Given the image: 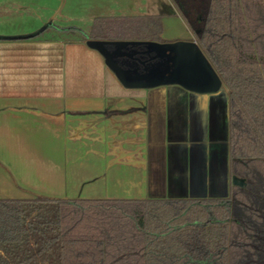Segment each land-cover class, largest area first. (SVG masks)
Wrapping results in <instances>:
<instances>
[{"label":"crops","instance_id":"crops-1","mask_svg":"<svg viewBox=\"0 0 264 264\" xmlns=\"http://www.w3.org/2000/svg\"><path fill=\"white\" fill-rule=\"evenodd\" d=\"M34 1H11L26 18L7 24L0 16V198L226 196L224 84L211 93L126 87L88 44L90 29L86 37L55 25L49 3ZM164 2L97 15L162 14V41L196 39L173 2Z\"/></svg>","mask_w":264,"mask_h":264},{"label":"trees","instance_id":"trees-1","mask_svg":"<svg viewBox=\"0 0 264 264\" xmlns=\"http://www.w3.org/2000/svg\"><path fill=\"white\" fill-rule=\"evenodd\" d=\"M171 1L228 91L229 196L0 198V264H264V0ZM162 18L87 35L162 41Z\"/></svg>","mask_w":264,"mask_h":264},{"label":"water","instance_id":"water-1","mask_svg":"<svg viewBox=\"0 0 264 264\" xmlns=\"http://www.w3.org/2000/svg\"><path fill=\"white\" fill-rule=\"evenodd\" d=\"M88 44L102 53L107 65L126 87L166 89L168 86L169 89L180 87L211 93L219 91L223 85L196 39H89Z\"/></svg>","mask_w":264,"mask_h":264},{"label":"rangeland","instance_id":"rangeland-1","mask_svg":"<svg viewBox=\"0 0 264 264\" xmlns=\"http://www.w3.org/2000/svg\"><path fill=\"white\" fill-rule=\"evenodd\" d=\"M11 1L12 0H0V16L9 20L7 24H10L11 18H18V16H20L19 18L23 16L26 18L27 15H29L27 14V10H22L23 12L18 11V8H16L17 6L12 4ZM159 1H161L164 7V0ZM36 2L37 0L31 5L36 6ZM41 2V5L49 3V6L52 8L45 11H47V14L50 13L54 16L52 17L53 24L61 25L66 28H75L79 32L88 31L93 23L92 19L100 16L97 14H105L103 12L109 9L117 14L136 13L139 9V0H66V2H63V0H41ZM41 5H37V9H39V13H44V10L41 9ZM169 23L176 24L178 22L176 19H171ZM170 25L172 27L170 31L172 32L168 34L169 36H174L175 33L173 29L176 27L172 24ZM43 26L44 25H42L40 29H43ZM3 28L4 30H12L11 28L13 27L6 26Z\"/></svg>","mask_w":264,"mask_h":264},{"label":"flooded vegetation","instance_id":"flooded-vegetation-1","mask_svg":"<svg viewBox=\"0 0 264 264\" xmlns=\"http://www.w3.org/2000/svg\"><path fill=\"white\" fill-rule=\"evenodd\" d=\"M176 90L179 93L181 92V89H179V88H177ZM228 98H229V95H228ZM229 157H230V152H229ZM230 181H231V179H230V170H229V190H230ZM235 181H236V179H235ZM229 190H228V194L226 196H224V197H211V198H215V199H217V198H227L229 196Z\"/></svg>","mask_w":264,"mask_h":264}]
</instances>
